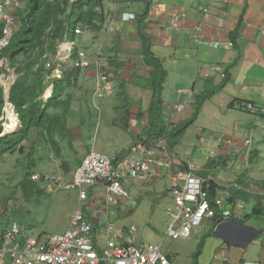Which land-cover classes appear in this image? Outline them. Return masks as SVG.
Instances as JSON below:
<instances>
[{
  "label": "crops",
  "instance_id": "crops-1",
  "mask_svg": "<svg viewBox=\"0 0 264 264\" xmlns=\"http://www.w3.org/2000/svg\"><path fill=\"white\" fill-rule=\"evenodd\" d=\"M144 6L145 0H102L91 15H83L76 24L82 32L70 39L74 55L98 58L105 70L117 72L114 82L123 85L129 100L137 103L123 106L128 131L135 136L129 145L119 146L117 155H125L142 131L151 134L148 108L153 67L145 62L139 20L120 17L123 11L139 16ZM77 17L78 11L71 20ZM87 21L93 24L86 25ZM143 23L142 32L167 72L162 116L170 127L188 120L197 98L226 82L202 101L196 119L169 148L171 167L152 165L140 177L164 186L170 196L173 177L181 178L189 164H197L198 173L218 185L216 197L224 200L226 209L243 208L239 216L203 222L214 230L220 264L264 262V240H257L264 234V0H151ZM197 29L205 41L218 45L198 44ZM91 68H78L80 82L81 77L94 76L96 83V71ZM248 102L254 109L244 106ZM176 103H185L184 110L175 111ZM222 136L241 145L240 151L219 140ZM250 245L258 250L255 261L245 257Z\"/></svg>",
  "mask_w": 264,
  "mask_h": 264
},
{
  "label": "rangeland",
  "instance_id": "rangeland-1",
  "mask_svg": "<svg viewBox=\"0 0 264 264\" xmlns=\"http://www.w3.org/2000/svg\"><path fill=\"white\" fill-rule=\"evenodd\" d=\"M24 6L23 3L22 8ZM22 29L20 19L12 44H16L17 38H25L23 35L20 37ZM48 31L49 27L35 47L24 43L27 48L22 52L14 56L11 53L12 47L8 48L5 56L8 59V72L15 79L20 74L34 72L39 65L47 69L53 66V71L48 74L47 69L44 70L43 83L46 88L39 100L42 103L48 102L50 106L44 111L43 122L40 126L32 127L14 148L0 155V235L13 223L20 226L23 238L28 235L44 237L50 233L65 231L78 203L77 193L54 187L50 178L54 176L69 180L75 166L90 149L117 154L119 146L129 145L135 136L123 126L128 124L123 106L129 105L131 108L133 105L137 106V103L129 100L123 85L118 87L114 82L117 72L107 71L114 84L113 92L103 97L96 96L94 76L86 80L81 77L80 82L79 71H76L73 72L74 77L67 78L77 69L57 57L58 50L66 40H54V43H50L46 39ZM91 67L94 66L88 69H92ZM55 78H66V83L55 99L49 101ZM67 79L72 80L70 84ZM139 110L141 112L142 109ZM63 111L65 129L58 125L53 131L50 122ZM16 117L19 121L16 129L11 134L4 135L10 137L11 143L19 138L22 129V121L18 115ZM139 138L148 141L152 139L146 131H142ZM27 174L32 183L25 193L20 182ZM128 188L130 197L116 207H108L104 212L106 221L115 228L116 239L137 244H162L169 223L166 208L172 202L171 196L166 195L164 186L149 183L140 176L132 180ZM132 226L135 228L131 229ZM214 238V230L203 223L192 231L190 237L170 239L162 244L161 249L170 256L174 264H194L198 251L197 264H220L221 256H218L215 249ZM257 240L259 243L263 241L264 234ZM100 244H104V236H101ZM257 256V248L250 245L246 259L255 261L259 259ZM2 258L6 259V256L0 252V264H4Z\"/></svg>",
  "mask_w": 264,
  "mask_h": 264
},
{
  "label": "built area",
  "instance_id": "built-area-1",
  "mask_svg": "<svg viewBox=\"0 0 264 264\" xmlns=\"http://www.w3.org/2000/svg\"><path fill=\"white\" fill-rule=\"evenodd\" d=\"M23 3L24 0H0V129L6 134L14 131L19 121L11 131H5V125L9 121L7 106H11L15 118L17 114L13 104L7 100L8 80L13 75L8 72V59L3 54L18 28V13ZM120 17L123 21H130L137 19L138 14L123 11ZM81 31L80 28H75L76 33ZM194 40L198 44L218 45L215 41H205L200 29L195 31ZM63 44L57 53L59 60L70 61L75 68L94 66L95 95H110L114 85L99 59L90 60L81 53L74 56L75 44L70 43L68 39ZM185 105L176 103L173 108L175 111H183ZM244 106L254 109L253 103L250 102ZM153 139L135 140L125 155L90 149L75 166L69 180L52 176L50 179L54 187L74 190L77 193L78 203L71 214L68 228L44 237L28 235L23 238L20 226L13 223L0 235V252L6 256V259L2 258L4 264H174L170 256L162 252L161 246L164 242L179 237H190L192 231L206 219L230 218L243 212L241 205L230 210L226 209L223 199L216 196L209 199L203 187L206 178L198 173L199 166L191 163L181 178L173 177L169 188L172 202L166 208L169 223L163 243L137 244L118 241L115 228L106 221L104 212L108 207H116L127 200L130 197L128 184L149 171L152 165L164 168H170L172 165L173 158L164 137ZM219 140L226 139L222 136ZM226 141L236 151H240L241 145ZM134 228L135 226H132L131 229ZM101 236H104L103 245L100 244ZM238 264L264 262L241 261Z\"/></svg>",
  "mask_w": 264,
  "mask_h": 264
},
{
  "label": "trees",
  "instance_id": "trees-1",
  "mask_svg": "<svg viewBox=\"0 0 264 264\" xmlns=\"http://www.w3.org/2000/svg\"><path fill=\"white\" fill-rule=\"evenodd\" d=\"M102 0H24V7L19 10V16L22 20V31L19 33L20 37L17 38L16 44H11L5 49L4 56L8 48L11 49V53L14 56L22 52L27 46L35 47L40 41L43 33L49 27V31L46 35V39L50 43H54V40H66L74 39L76 24L81 21L83 15H91L96 4H100ZM151 0H145V6L143 11L137 17L140 23L141 36L144 40L143 52L145 56V62L153 67L150 75V82L152 87V99L150 102L148 113H149V134L150 137L156 139L159 137H164L169 148H173L185 129L196 119L202 101L210 97L216 90L221 89L226 79L214 90H211L201 97L197 98L196 107L193 115L185 122L171 126V123H165L162 116V90L163 82L166 78L167 72L162 66V62L159 58L155 57L153 49H151L150 39L142 32L145 27L143 19L146 18ZM78 11V17L72 21L71 18ZM21 13V14H20ZM86 25L93 24L90 22H85ZM16 34V33H15ZM14 34V36H15ZM18 34V35H19ZM17 35V36H18ZM23 35V36H22ZM13 36V38H14ZM24 43L27 44L24 45ZM42 65H39L34 72L20 74L16 79L10 90V102L13 104L16 114L22 121L21 134L17 140L11 143L10 137L2 136L0 137V155L10 151L15 147L20 141H22L29 130L32 127L40 126L43 122L45 116V109L49 107V103H42L39 100V96L44 92L46 85L43 83L44 70H46ZM53 66L47 69V73L50 74L53 70ZM77 69L78 68H74ZM73 72L67 76L72 77ZM72 80L67 79V83L70 84ZM66 83V78L53 80V91L50 97L53 101L55 96L62 90L63 84ZM62 119V120H61ZM65 112L57 114L54 119L50 122V128L54 129L59 125L61 129H65ZM127 128V124L123 125ZM81 162V161H80ZM79 162V163H80ZM32 181L27 174L23 180L20 182L23 191L27 193L31 188L30 184ZM204 189L207 191L209 199L216 196L218 185L209 178L203 185ZM197 252L194 264H197Z\"/></svg>",
  "mask_w": 264,
  "mask_h": 264
},
{
  "label": "bare ground",
  "instance_id": "bare-ground-1",
  "mask_svg": "<svg viewBox=\"0 0 264 264\" xmlns=\"http://www.w3.org/2000/svg\"><path fill=\"white\" fill-rule=\"evenodd\" d=\"M49 94H50V90H49ZM7 107H8L7 113L9 116V121H8V124L5 125V131H11L16 126L17 120L14 119L15 115L13 114V110H12L11 106L8 105Z\"/></svg>",
  "mask_w": 264,
  "mask_h": 264
},
{
  "label": "water",
  "instance_id": "water-1",
  "mask_svg": "<svg viewBox=\"0 0 264 264\" xmlns=\"http://www.w3.org/2000/svg\"><path fill=\"white\" fill-rule=\"evenodd\" d=\"M15 82V78L11 77L9 80H8V86H9V90H8V95H7V100H9V96H10V90H11V87L12 85L14 84ZM0 137L4 136L6 133H3L2 129H0Z\"/></svg>",
  "mask_w": 264,
  "mask_h": 264
}]
</instances>
